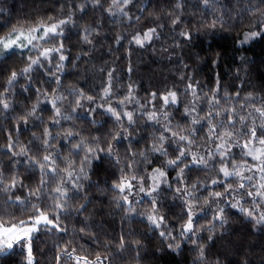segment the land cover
<instances>
[{
  "label": "snow or ice",
  "instance_id": "1",
  "mask_svg": "<svg viewBox=\"0 0 264 264\" xmlns=\"http://www.w3.org/2000/svg\"><path fill=\"white\" fill-rule=\"evenodd\" d=\"M57 9L0 35V264H264V61L213 48L264 41V0Z\"/></svg>",
  "mask_w": 264,
  "mask_h": 264
},
{
  "label": "trees",
  "instance_id": "2",
  "mask_svg": "<svg viewBox=\"0 0 264 264\" xmlns=\"http://www.w3.org/2000/svg\"><path fill=\"white\" fill-rule=\"evenodd\" d=\"M59 2L60 0H7V4L11 6L14 11L11 17L0 18V35H2L5 30H7V24L15 23L18 19H23L27 15H43L54 13L58 10L57 4ZM163 6L165 5L161 4V7ZM117 30L119 31L120 29ZM239 31H242V29H238L237 31H233L223 36H218L213 44V48L220 51L224 57V60L221 64V71H226L227 65L235 64L237 62L238 56L241 54L254 58L257 62V65H260V63L264 61V41H256L252 45L246 46L244 50L237 49L235 39ZM75 41L76 37L73 35L71 43L74 44ZM170 42L171 41H169V43ZM142 55L144 56L145 61H147V65L141 64L139 66L136 78L139 79V82L142 84L143 88L151 87L152 84L159 85L163 77H169L171 79V74L174 71V68L171 64H168L167 61L159 60L153 63L152 61L155 59L154 57H150L148 53H142ZM136 58V56L133 57L134 61ZM18 62L19 61L17 60V63ZM205 73H207V68H205ZM256 75L257 77L264 76V70L257 72ZM200 78L203 79V77ZM17 91L19 92V89H17ZM23 98L24 97L21 94L18 97V100H23ZM22 139H26V137H22ZM0 143H3L2 135H0ZM165 210L167 211V209ZM118 225L119 217L117 216L115 217V226L117 232L119 231ZM236 226H239L238 220L236 221ZM132 227L143 230V225H132ZM42 239L45 241V243L39 244V247L44 248L45 250L50 249L52 247L51 241H49L47 237H43ZM20 259L21 257L17 255L9 260L7 264H19ZM181 259H184L186 264H190L191 262V256L185 253L183 258L173 255H162L158 264H179ZM117 264H119V261H117Z\"/></svg>",
  "mask_w": 264,
  "mask_h": 264
}]
</instances>
